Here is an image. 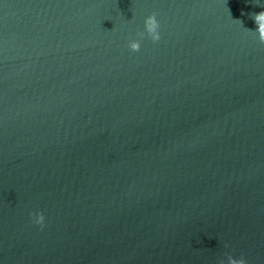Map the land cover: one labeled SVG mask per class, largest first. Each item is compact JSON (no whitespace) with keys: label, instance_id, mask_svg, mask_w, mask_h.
Returning <instances> with one entry per match:
<instances>
[{"label":"water","instance_id":"water-1","mask_svg":"<svg viewBox=\"0 0 264 264\" xmlns=\"http://www.w3.org/2000/svg\"><path fill=\"white\" fill-rule=\"evenodd\" d=\"M262 8L0 0V264H264Z\"/></svg>","mask_w":264,"mask_h":264},{"label":"clouds","instance_id":"clouds-1","mask_svg":"<svg viewBox=\"0 0 264 264\" xmlns=\"http://www.w3.org/2000/svg\"><path fill=\"white\" fill-rule=\"evenodd\" d=\"M261 4H264V0H260ZM251 18L256 23L255 33L258 35V39L261 43H264V8L261 11L251 14ZM159 23L155 14H149L143 18V31L137 32V36L143 38L145 34L152 40L157 41L160 38ZM248 31L252 32L250 29ZM128 48L136 51L140 48V39H130L128 41ZM32 222L36 225L43 226L44 215L41 211L37 210L35 213H29ZM226 246V245H225ZM218 264H245L243 259H237L232 256H227L226 261L220 260Z\"/></svg>","mask_w":264,"mask_h":264}]
</instances>
